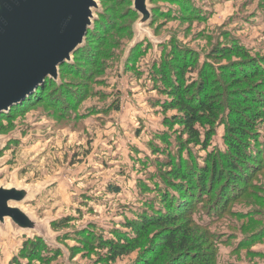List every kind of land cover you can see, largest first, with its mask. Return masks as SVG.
Returning <instances> with one entry per match:
<instances>
[{"label": "rangeland", "instance_id": "obj_1", "mask_svg": "<svg viewBox=\"0 0 264 264\" xmlns=\"http://www.w3.org/2000/svg\"><path fill=\"white\" fill-rule=\"evenodd\" d=\"M98 2L104 12L95 11L101 42L86 36L92 45L87 55L59 71L45 101L0 119V184L32 186L22 206L47 227L46 239L11 224L0 227V264H147L145 255L155 257L148 264H174L181 255L166 246L164 227L143 228L140 245L116 260L101 246L115 231L132 235L127 222L163 201L155 185L173 168L163 162L168 153L193 172L213 160L224 177L205 195L191 185L185 198L192 210L176 227L195 236L201 249L191 254V264H264V112L248 137L254 164L242 166L236 180L223 163L231 156L228 109L218 112L214 124L196 125L208 142L194 144L181 124H168L178 109L163 106L169 96L155 87L168 86L155 70L160 61L170 62L173 48L196 61L197 69L189 66L182 76L184 85H199L204 66L209 82L233 87L224 70L236 65L240 76L248 69L238 87L253 88L250 94L264 105V0H150L151 19L139 35L131 0ZM216 49L226 56L212 57ZM192 90L195 99L197 88ZM224 94H215L217 100L226 103ZM255 106L249 100L239 109ZM224 186L230 200L218 191ZM36 237L38 246L43 243L24 256L26 241Z\"/></svg>", "mask_w": 264, "mask_h": 264}, {"label": "trees", "instance_id": "obj_2", "mask_svg": "<svg viewBox=\"0 0 264 264\" xmlns=\"http://www.w3.org/2000/svg\"><path fill=\"white\" fill-rule=\"evenodd\" d=\"M100 15H104V12ZM97 20L98 21L95 22L93 28L89 29L87 38L93 36V38H95L94 41L101 42L99 37L100 18ZM91 46L92 45L89 43V41L86 40L85 45L75 51L74 59L77 57V55L86 56L88 47ZM181 54V52L175 53L172 48L167 55L168 57H171L170 62L160 61V64L157 65L155 70V73L162 74L163 83L165 81L168 84V86H164V88H161V85H155V87L160 86L158 88H160L159 90L162 94H167L169 96L170 101L162 103L163 106L178 109V113L171 118L168 124H181L184 129L183 131L188 134V140L191 143L203 145L208 141L202 142L200 139V131L196 125L198 123L214 124L215 120L219 118L218 112H220L222 108L228 109V116L231 118V120H233V122L230 125L231 128L228 131V134L226 133L225 135V142L227 144L228 150L231 151V156L225 157L223 163L229 167V170L227 169L229 171V176L232 177L237 173L235 178L236 180H240L241 177L239 176H241V172H243L242 166L251 168V166L254 164V154L248 153L249 149L254 148V146L252 147V143L249 142L250 139L252 140V137H248L250 132H253L252 126L255 124L254 122L262 118L264 112L262 109L264 108V105L261 104L260 100L256 98L255 95L250 94L253 88L251 90H246L244 88L238 87L240 84L246 81V79L243 77L248 76V69H244L241 66V69H244L241 73V76L238 75L234 69L236 65H232L233 67H227L226 70H224L225 75L228 76V83L232 82L235 84L233 87H229L224 83L212 84L209 82L211 76L206 72L204 66L200 67L199 74L202 78V81L199 85H184V83H181V78L188 67L191 66L193 70L197 68L194 67L196 66V61L193 58L192 60L186 61ZM222 54L223 51L218 49L211 52L212 57H218ZM223 55L226 56L225 54ZM251 64L254 63H250V65ZM63 67L68 70L72 68V64L64 63L60 66V70ZM255 71L258 72L257 70ZM53 82L57 81L49 77L46 78L44 84L40 85L22 103L14 105L9 112H2L0 114V119L7 118L12 114L13 111L22 109L23 107L30 105L29 103L32 104L45 101V99L42 98H45L46 93L49 90L48 86ZM192 87L197 88L195 99L190 96L195 90V88L192 90ZM221 91L225 92L224 99L226 103H224L222 100H217L218 95L215 94H219ZM249 100L256 104L255 108H253L251 111H248L249 113H241L239 105ZM254 133L255 132H253L252 135ZM157 148L159 150V146H157ZM168 155L169 156L164 161H161H163L165 164H168L169 166L172 165L173 168L163 175L162 179H160L159 185H155V192H158L162 196L163 201L161 200L162 202L160 203L156 202L155 206H149V213H137L138 217L136 220L127 222V226L133 231L132 235H125L115 231L113 238L106 240L101 239V246L102 248L109 251L108 255L111 258L110 260H116L120 256L130 254L135 248H137L138 245H140L137 238L140 237L139 234L141 233V230L143 228L146 229L148 225H153L158 228L164 227L162 236L164 241L167 243L166 246L170 248V252L174 255H181L174 264H191L195 258L194 255L191 256V254H194L193 251L201 252V249L195 246L196 237L190 233H182L180 228L176 227V224L184 217V215H187L190 213V210H192L189 207L192 203H190L189 200H185V198H189L190 195L188 194V191L192 186L193 191H195L198 187L200 192L199 195H205L208 191L210 192V187L212 190H214L216 186L218 187V185L221 187L224 177L218 176L220 169L218 164L213 160L209 166V160L207 163H199V165H197V170L193 172L189 170V166H184V168L181 167L182 165L176 157L172 158L169 153ZM211 179L214 180V184H212L213 182ZM216 179L217 181H215ZM232 180L235 179L232 178ZM207 181L210 183L212 182L209 184L211 186L208 185V187L206 185ZM156 182L157 181H155V183ZM231 182L233 183V181ZM225 187L226 186L222 187V189L218 188V191L222 196L224 195L225 200H230L231 198H229L230 195L228 194V189L226 190ZM176 196L179 198L175 199ZM192 198L195 199V196ZM56 223L57 222H55V224ZM142 232L146 233L145 230ZM37 240L38 239L36 237L35 239H29L26 241L27 245L23 252L24 256L30 255L31 252H34V250L40 247L42 240L40 241L39 246L37 244ZM144 259L150 263L151 260H155V257L145 255Z\"/></svg>", "mask_w": 264, "mask_h": 264}, {"label": "water", "instance_id": "obj_3", "mask_svg": "<svg viewBox=\"0 0 264 264\" xmlns=\"http://www.w3.org/2000/svg\"><path fill=\"white\" fill-rule=\"evenodd\" d=\"M131 1L140 17L134 27L139 35L153 7L150 0ZM95 11L103 13L98 0H0V114L22 103L46 78L59 79L60 66L73 60L98 19ZM33 192L32 186L0 184V227L11 224L46 239L45 223L22 206Z\"/></svg>", "mask_w": 264, "mask_h": 264}]
</instances>
